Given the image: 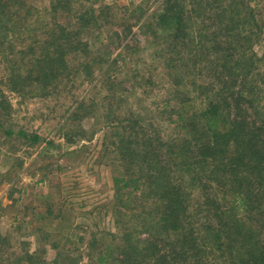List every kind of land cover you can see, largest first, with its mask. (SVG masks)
I'll list each match as a JSON object with an SVG mask.
<instances>
[{"label": "rangeland", "instance_id": "obj_1", "mask_svg": "<svg viewBox=\"0 0 264 264\" xmlns=\"http://www.w3.org/2000/svg\"><path fill=\"white\" fill-rule=\"evenodd\" d=\"M55 1L26 0L32 13L22 22L25 38L4 48L26 51L47 25L67 26L73 42L86 46L69 52L62 82L49 91L26 82L14 91L5 84L10 73L0 52V264H55L58 254L62 264H95L90 255L105 247L112 261L125 232L150 236L148 223L161 211L153 198L139 188L127 206L125 197L117 199L113 177L138 171L120 158L119 140L133 142L136 131L168 144L180 137L186 130L178 117L200 109L191 81L207 82L190 62L182 74L170 68L175 54L163 37L175 26L156 25L161 0H59L64 8L53 12ZM204 1L209 15L223 7L249 29V56L261 59L248 80L264 104V0Z\"/></svg>", "mask_w": 264, "mask_h": 264}, {"label": "trees", "instance_id": "obj_2", "mask_svg": "<svg viewBox=\"0 0 264 264\" xmlns=\"http://www.w3.org/2000/svg\"><path fill=\"white\" fill-rule=\"evenodd\" d=\"M161 2L156 25L175 26L163 37L164 47L175 54L170 68L182 74L190 62L194 72L201 70L207 78L206 83L191 81L190 95L200 100V109L186 119L178 117L186 131L169 144L154 133L146 138L136 131L133 142L120 138V158L138 171L132 178L113 177L117 199L125 197L127 206L142 188L140 195L153 198L160 215L148 223L150 236L140 239L125 232L112 261L109 247L89 258L95 264H264V104L248 80L261 58L249 56V29L234 16L227 18L223 7L209 15L204 0ZM25 5L26 0H0V52L10 73L5 84L17 92L26 82L49 91L69 75V52L86 44L73 42L72 30L55 22L26 51L12 46L6 52V43L25 38L22 22L32 13ZM60 7L57 0L52 11ZM25 58L20 66L18 60ZM38 139L35 135L33 141ZM130 182L133 192H123ZM64 260L58 254L55 264Z\"/></svg>", "mask_w": 264, "mask_h": 264}]
</instances>
